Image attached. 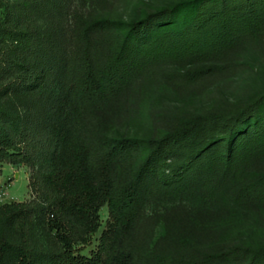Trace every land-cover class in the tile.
Segmentation results:
<instances>
[{"label": "trees", "instance_id": "1", "mask_svg": "<svg viewBox=\"0 0 264 264\" xmlns=\"http://www.w3.org/2000/svg\"><path fill=\"white\" fill-rule=\"evenodd\" d=\"M15 20L0 24V44L10 43L0 51V78L5 83L0 89V160L23 163L30 156L21 144L28 145L40 134L47 137L42 178L51 199L45 206L18 204L8 210L5 221L12 231L0 240V264H132V253L115 244L120 230L133 226L150 186L172 195L202 189L205 197L214 199L232 178L239 181L233 194L237 204H264V172L245 176L248 165L264 160V91L246 103L194 115L161 137L142 140L148 148L145 158L119 188L111 175L112 159L139 140L121 137L96 146L79 136L75 120L83 109L121 91L149 63L220 56L255 38L264 29V0H183L128 22L80 19L78 45L62 73L61 93L32 99V109L43 102L48 111L49 122L39 131L9 103L10 95L30 96L38 87L35 71L39 68V77L49 81L60 74L64 60L58 46H47L40 30L21 29ZM104 31L108 49L103 62L96 63L92 49L99 42L97 34ZM207 69L212 67L203 72ZM105 204L112 222L101 239L111 245L102 261L101 251L85 256L76 253L73 244L84 243L96 231L97 212ZM37 213L53 217L48 225L60 244L56 251L27 242L26 229ZM179 262L264 264V247L233 245Z\"/></svg>", "mask_w": 264, "mask_h": 264}, {"label": "rangeland", "instance_id": "2", "mask_svg": "<svg viewBox=\"0 0 264 264\" xmlns=\"http://www.w3.org/2000/svg\"><path fill=\"white\" fill-rule=\"evenodd\" d=\"M180 1L183 0H0V24L12 17L21 29L40 30L47 46H58L56 51L64 60L60 74L49 81L39 77L42 72L38 68V87L24 99L10 95L9 103L26 122L33 120L36 129L41 130L49 122L48 111L43 102L32 109V99L61 93L62 73L78 45L75 35L80 19L128 22L152 8ZM105 37V31L96 36L99 42L91 55L96 63H102L107 53ZM5 43L0 44V51L9 49L10 43ZM209 67L212 69L203 72ZM2 80L0 89L5 84ZM263 91L264 29L220 56L194 55L149 63L121 91L83 109L75 120L79 136L96 146L121 137L139 140L112 159L111 175L119 188L145 158L148 148L142 140L161 137L194 115L221 112L246 103ZM31 139L28 145L21 144L30 160L18 164L0 160V240L12 231L5 221L10 208L18 204L45 206L51 199L42 178L48 140L41 134ZM261 172L264 160L245 168V176ZM238 183L227 179L221 187L222 194L214 199L205 197L202 189L172 195L163 188L148 187L136 221L129 230H120L115 247L130 251L132 264H180L182 258L222 251L233 245L264 247V204H237L233 194ZM52 219L50 214L37 213L26 229L27 242L39 249H59L55 232L48 225ZM111 222L105 204L97 212L96 231L85 236L84 243L73 244L76 253L91 256L101 251L102 261H106L111 244L101 236ZM16 226L13 230L17 235Z\"/></svg>", "mask_w": 264, "mask_h": 264}]
</instances>
